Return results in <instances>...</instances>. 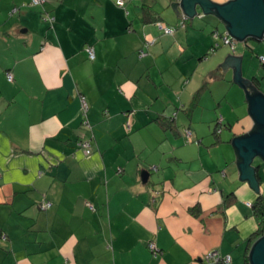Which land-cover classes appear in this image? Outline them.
<instances>
[{"label": "crops", "instance_id": "obj_1", "mask_svg": "<svg viewBox=\"0 0 264 264\" xmlns=\"http://www.w3.org/2000/svg\"><path fill=\"white\" fill-rule=\"evenodd\" d=\"M174 1L147 0L160 19L145 22V0H45L37 44L34 11L23 15L32 28L20 17L0 32V264H191L211 251L245 263L260 237L247 203L264 197V159L251 163L257 192L231 143L255 127L245 90L256 76L238 51L211 50L213 31H226L218 18L178 16ZM228 54L249 83L246 108L232 100L243 98L233 67L220 65Z\"/></svg>", "mask_w": 264, "mask_h": 264}, {"label": "water", "instance_id": "obj_2", "mask_svg": "<svg viewBox=\"0 0 264 264\" xmlns=\"http://www.w3.org/2000/svg\"><path fill=\"white\" fill-rule=\"evenodd\" d=\"M170 6L178 16L181 15V10L186 16L192 18L199 14L198 9H200L202 16L212 15L218 18L227 33L237 41L264 40V0H229L223 4L210 0H181L171 2ZM220 65L223 66V71L227 65L232 66L233 80L244 90L248 87L249 83L241 76L239 56L228 54ZM245 92L248 111L255 127L251 132L233 138L231 146L237 156L239 178L246 179L249 185L258 192V181L255 180L251 163L257 156L264 159V93L251 94V90H245ZM141 177L145 182L147 173H142ZM249 260L250 264H264V235L253 243Z\"/></svg>", "mask_w": 264, "mask_h": 264}, {"label": "rangeland", "instance_id": "obj_3", "mask_svg": "<svg viewBox=\"0 0 264 264\" xmlns=\"http://www.w3.org/2000/svg\"><path fill=\"white\" fill-rule=\"evenodd\" d=\"M17 4H19V3H17ZM15 8H18L17 11H13L12 6L10 7V9H7V10L0 9V32H2V34H5L6 32H8L10 30L9 25L14 23L15 21H19L20 17L22 19L24 29L25 28H27V29L32 28L33 26L29 25L27 23L28 20L25 19L27 15L24 17H23V15H24V12L26 10H28L30 12L34 11V13H36L35 14L36 16L34 18H32V21L34 22L33 25L35 27H33V30L31 32H32V35H34V39H35V42L37 44L39 41V39L37 38V36L39 35V4L29 5V1H25L24 4L22 2L21 4H19ZM172 9L173 8L171 7V10ZM203 17H206V16H203ZM203 17L201 19H205ZM167 23L170 24L169 21H167ZM171 25L174 28V23H171ZM215 25H218V28L220 29V31H222L223 26L220 22L217 21L216 23H212L213 27ZM35 34H36V36H35ZM225 46H227L231 50V48L228 45H225ZM235 47H236V49H234V50H236L240 54L244 55V69H246V71H248L250 74H252V75H250V77L253 75L257 77V80L260 82L259 90L262 93H264V62L262 64L259 62V57L261 55L264 56V40L256 41L253 39H247L246 41H241V42L236 40ZM17 48H20L17 43L11 44L8 46L9 50H11V49L16 50ZM3 49H6L5 44H4V42H0V50L2 51ZM18 51H20V50L17 49L15 51V53H17ZM4 57H5V55L3 53H0V60L4 59ZM227 80H228V83L231 82L232 77H229V79H227ZM220 81H222V83H223L224 79H220L217 82H220ZM225 85H228V84H225ZM224 87H227V86H224ZM235 87H237L238 89H240L242 91L243 94H241V96L243 95V98L237 97L236 95H238V94L235 92H232V94H234L232 100L233 101L235 100V102H237V103L239 101H242L244 104L243 106L246 108L247 102L245 100V93H244L243 89L240 88V86L238 84ZM220 91H222V90H220ZM224 108H225L224 105H222L221 109H224Z\"/></svg>", "mask_w": 264, "mask_h": 264}, {"label": "built area", "instance_id": "obj_4", "mask_svg": "<svg viewBox=\"0 0 264 264\" xmlns=\"http://www.w3.org/2000/svg\"><path fill=\"white\" fill-rule=\"evenodd\" d=\"M43 2H45V0H29V3L32 5H36V4H42ZM116 4L119 7H123V0H116ZM158 27L165 33L168 34H172L174 31L173 27L167 26L163 23H158ZM213 39L215 40L213 46L211 47V50L213 51L214 49H216L219 44H223V45H228L232 51H234L235 49V45H236V40L231 37L227 31L220 33L217 30H214L212 33ZM150 44V41H147L145 43V46L148 47ZM86 51L88 53V56L90 58H93L94 54H93V49L90 46L86 47ZM140 56L145 55V51L141 50L139 52ZM259 62L262 64L264 62V56H260L259 57ZM7 78L8 80H12V75L10 73H7ZM80 103H81V108L83 111L84 116H86V111H87V102L85 100V97L82 95L80 96ZM85 120V117H83V121ZM85 123H87L85 121ZM186 141H191V137H190V131H186ZM77 145L83 150V152L85 154H89L91 149L89 146V142L87 140L84 139H80L77 141ZM248 206H251V203H247ZM50 206V203L48 201H45L43 203H40L39 208H41L42 210L48 208ZM147 247L149 248V250L156 255L159 250L157 249L156 245L154 242H148ZM216 263H221V264H229L230 263V256L229 255H225V256H221L217 251H211L209 253H206L203 257L199 258V259H193L191 264H216Z\"/></svg>", "mask_w": 264, "mask_h": 264}, {"label": "trees", "instance_id": "obj_5", "mask_svg": "<svg viewBox=\"0 0 264 264\" xmlns=\"http://www.w3.org/2000/svg\"><path fill=\"white\" fill-rule=\"evenodd\" d=\"M143 20L145 22H159V15H157V13H155L152 9V7L148 4L147 0H145V2H143ZM252 85L256 88L259 85V81L257 80L256 77L253 78L252 80ZM252 89V91L250 92L251 94L258 92L257 89ZM40 205V204H39ZM251 209H252V213L253 215L256 217L257 222H258V227L256 232L254 233V237L257 236H263L264 235V197L259 196L256 198L255 201H253L251 203ZM244 264H250V260H249V255L245 256V263Z\"/></svg>", "mask_w": 264, "mask_h": 264}]
</instances>
